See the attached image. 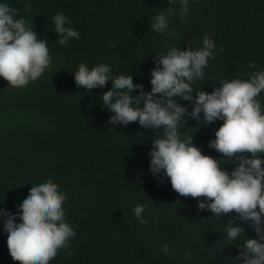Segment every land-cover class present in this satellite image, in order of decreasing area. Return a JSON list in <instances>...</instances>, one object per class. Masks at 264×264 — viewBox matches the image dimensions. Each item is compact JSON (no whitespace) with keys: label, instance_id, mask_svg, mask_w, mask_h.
Segmentation results:
<instances>
[{"label":"trees","instance_id":"1","mask_svg":"<svg viewBox=\"0 0 264 264\" xmlns=\"http://www.w3.org/2000/svg\"><path fill=\"white\" fill-rule=\"evenodd\" d=\"M7 2L48 40L52 64L24 87L8 86L0 77V208L18 213L28 185L51 175L67 195L65 219L76 236L49 264H232L246 235L256 236L250 222H241L245 236L228 240L224 224L240 222L237 214L212 217L197 209L202 197L181 196L166 177L151 174L148 152L162 130L137 122L110 125L100 94L111 81L86 91L71 73L81 62L89 67L104 62L149 91L156 54L170 47L199 48L207 35L215 57L192 87L211 92L224 78L264 69V0H189L183 22L180 4L168 0H30L28 11L25 0ZM167 7L175 9L171 36L150 29V17ZM58 10L72 18L78 37L59 42L52 22ZM251 61L256 69L248 67ZM259 99L264 105V92ZM177 100L191 110L187 101ZM221 123L198 128L189 117L181 131L193 133L204 154L222 158L208 143ZM221 162L235 167L227 164L235 161ZM138 203L145 207V224L133 214ZM6 235L0 219V264H21L10 255ZM165 242L168 254L161 251Z\"/></svg>","mask_w":264,"mask_h":264},{"label":"clouds","instance_id":"2","mask_svg":"<svg viewBox=\"0 0 264 264\" xmlns=\"http://www.w3.org/2000/svg\"><path fill=\"white\" fill-rule=\"evenodd\" d=\"M180 4L183 22L189 13V0H168ZM25 11L30 0H25ZM17 9L7 0H0V77L11 87H24L39 79L52 64L48 40L33 30L32 22L17 16ZM172 7L161 9L150 17V29L160 35H173L169 28ZM59 42L78 37L80 31L72 18L62 10L52 16ZM150 70L149 91L143 84L133 83L131 74H115L111 65L100 62L91 67L85 62L71 73L78 87L86 91L111 87L100 94L103 106L111 113L110 125L137 122L144 129L162 130L155 136L148 152L149 170L154 177H166L181 196L197 199L198 210H209L217 219L235 213L240 222L229 220L225 225L230 241L246 235L241 222H250L255 237L243 239L232 264H264V105L259 96L264 92V69L245 77L224 78L211 92L194 90L192 84L205 78L208 60L215 57V45L207 35L199 48L170 47L156 54ZM256 69L255 61L249 62ZM136 91L137 94L132 93ZM195 93V95H193ZM179 100L187 101L182 105ZM198 128L222 121L209 140V147L223 154L214 158L204 154L193 143L192 136L181 131L187 118ZM250 153V156L236 155ZM235 161L231 170L221 160ZM66 193L60 190L51 175L31 182L19 201V211L0 208V219L6 231V243L12 258L21 264H49L61 248H67L74 228L65 219ZM2 203V202H0ZM135 219L145 224L143 204L133 208ZM20 219H16V216ZM161 251L168 254L167 242ZM187 257V253H185Z\"/></svg>","mask_w":264,"mask_h":264}]
</instances>
